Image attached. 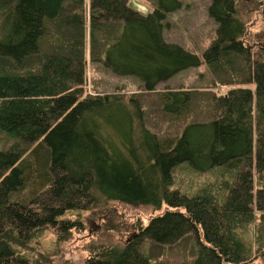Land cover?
Instances as JSON below:
<instances>
[{
  "label": "trees",
  "instance_id": "16d2710c",
  "mask_svg": "<svg viewBox=\"0 0 264 264\" xmlns=\"http://www.w3.org/2000/svg\"><path fill=\"white\" fill-rule=\"evenodd\" d=\"M147 1L141 13L129 0H0V264H42L34 243L81 230L101 199L177 210L123 247L92 246L84 264L264 256V60L245 42L242 0H210L201 54L163 36L178 0ZM251 1L264 17V0ZM86 52L139 80L129 102L83 95ZM201 64L206 90L157 91Z\"/></svg>",
  "mask_w": 264,
  "mask_h": 264
},
{
  "label": "rangeland",
  "instance_id": "374dc122",
  "mask_svg": "<svg viewBox=\"0 0 264 264\" xmlns=\"http://www.w3.org/2000/svg\"><path fill=\"white\" fill-rule=\"evenodd\" d=\"M180 6L169 12L163 21V36L166 41L174 42L186 50L201 54L215 35L216 24L208 15L210 0H178ZM88 0H85L87 5ZM130 4L141 13L152 10L147 0H129ZM239 17L245 24V42L251 46L255 58L264 60V17L262 9L251 0L238 3ZM88 7V6H87ZM85 82L83 95L116 93L123 95L124 101L138 92L140 82L133 76H120L102 64L93 63L86 52ZM209 78L204 64L185 69L166 81L157 84V91L167 87L170 90L184 88L207 89ZM218 94L226 92V87L213 89ZM151 99V97H149ZM149 99V107L155 103ZM177 209L163 204L159 209L143 204L105 201L101 199L93 208L83 210L80 220L81 230L73 229L64 234L62 241L51 229L46 231L34 245L42 253V264H84L90 255L92 246L112 245L123 247L140 227L146 226L152 217L166 211ZM250 264H264V256Z\"/></svg>",
  "mask_w": 264,
  "mask_h": 264
}]
</instances>
